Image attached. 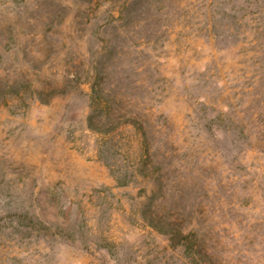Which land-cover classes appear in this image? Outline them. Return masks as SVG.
I'll return each instance as SVG.
<instances>
[{
    "label": "rangeland",
    "instance_id": "rangeland-1",
    "mask_svg": "<svg viewBox=\"0 0 264 264\" xmlns=\"http://www.w3.org/2000/svg\"><path fill=\"white\" fill-rule=\"evenodd\" d=\"M0 264H264V0H0Z\"/></svg>",
    "mask_w": 264,
    "mask_h": 264
}]
</instances>
